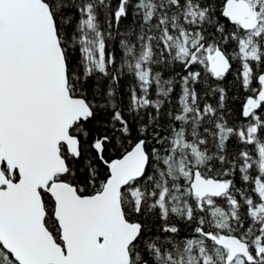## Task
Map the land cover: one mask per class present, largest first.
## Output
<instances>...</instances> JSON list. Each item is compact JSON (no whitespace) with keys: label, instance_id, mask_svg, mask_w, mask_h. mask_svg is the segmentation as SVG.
I'll return each mask as SVG.
<instances>
[{"label":"snow or ice","instance_id":"obj_1","mask_svg":"<svg viewBox=\"0 0 264 264\" xmlns=\"http://www.w3.org/2000/svg\"><path fill=\"white\" fill-rule=\"evenodd\" d=\"M0 264H264V0H0Z\"/></svg>","mask_w":264,"mask_h":264}]
</instances>
